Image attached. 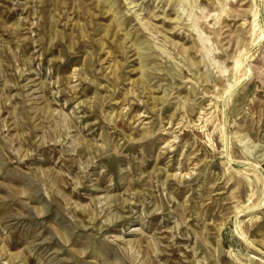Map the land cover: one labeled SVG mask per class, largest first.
Listing matches in <instances>:
<instances>
[{
  "label": "rangeland",
  "instance_id": "374dc122",
  "mask_svg": "<svg viewBox=\"0 0 264 264\" xmlns=\"http://www.w3.org/2000/svg\"><path fill=\"white\" fill-rule=\"evenodd\" d=\"M0 264H264V0H0Z\"/></svg>",
  "mask_w": 264,
  "mask_h": 264
},
{
  "label": "water",
  "instance_id": "95a60500",
  "mask_svg": "<svg viewBox=\"0 0 264 264\" xmlns=\"http://www.w3.org/2000/svg\"><path fill=\"white\" fill-rule=\"evenodd\" d=\"M243 239V238H242ZM245 241V239H243Z\"/></svg>",
  "mask_w": 264,
  "mask_h": 264
}]
</instances>
